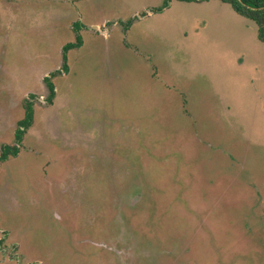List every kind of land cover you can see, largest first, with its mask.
Here are the masks:
<instances>
[{
	"label": "rangeland",
	"instance_id": "obj_1",
	"mask_svg": "<svg viewBox=\"0 0 264 264\" xmlns=\"http://www.w3.org/2000/svg\"><path fill=\"white\" fill-rule=\"evenodd\" d=\"M163 2L0 0V264H264V42Z\"/></svg>",
	"mask_w": 264,
	"mask_h": 264
},
{
	"label": "trees",
	"instance_id": "obj_2",
	"mask_svg": "<svg viewBox=\"0 0 264 264\" xmlns=\"http://www.w3.org/2000/svg\"><path fill=\"white\" fill-rule=\"evenodd\" d=\"M170 1L164 0L162 6L156 8V11H161L166 8ZM181 2H202L209 0H176ZM231 6V8L239 15L253 21L257 26V38L259 41L264 42V0H219ZM77 27V26H76ZM82 40L80 35H77L76 42L67 43L63 46V64L61 71H67V53L69 50L80 47ZM60 71H54L50 76L44 77V82L48 89L47 102L52 103L56 95L55 86L51 78L59 74ZM25 107V117L18 121L17 128L15 130V144L14 145H4L1 148L0 159L5 160L10 155L15 156L19 153L20 144L22 142L23 136L26 130L31 127L33 122V108L32 103L28 100L24 103Z\"/></svg>",
	"mask_w": 264,
	"mask_h": 264
}]
</instances>
